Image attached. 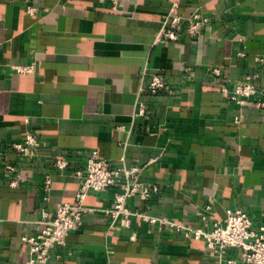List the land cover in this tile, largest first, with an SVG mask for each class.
<instances>
[{"label":"crops","instance_id":"crops-1","mask_svg":"<svg viewBox=\"0 0 264 264\" xmlns=\"http://www.w3.org/2000/svg\"><path fill=\"white\" fill-rule=\"evenodd\" d=\"M174 1L210 24L196 35L177 28L176 40L159 36ZM0 40V264L26 261L23 237L39 231L44 209L51 217L58 202L75 199L92 149L142 166L141 179L160 191L127 198L138 212L129 226L102 210L118 185L90 191L85 203L97 209L44 264H247L240 248L216 251L140 213L209 228L240 207L264 224V104L256 105L264 91L240 104L221 88L264 69L256 59L264 57V0H120L117 8L111 0H0ZM31 62L32 74L12 66ZM145 66L163 73L167 91L143 96L144 117L135 113ZM28 132L40 145L20 155L12 144ZM57 157L69 166L52 165Z\"/></svg>","mask_w":264,"mask_h":264},{"label":"built area","instance_id":"built-area-1","mask_svg":"<svg viewBox=\"0 0 264 264\" xmlns=\"http://www.w3.org/2000/svg\"><path fill=\"white\" fill-rule=\"evenodd\" d=\"M119 3L120 0H111L113 8H117ZM210 22L211 18L203 15L199 10H195L189 15L181 14L179 2L174 1L169 12L163 18L159 36L176 40L178 38L177 28H184L191 35H196ZM256 59L264 64V57H256ZM2 66L3 62L0 60V71ZM12 66L20 73L32 74L36 70L35 62L17 63ZM182 70L187 73L190 72L188 67H184ZM211 71L216 76L221 74V69L218 66H213ZM140 74L142 82L139 90V105L135 116L145 117L146 102L143 96L167 91V81L160 70L149 72L148 66H145ZM257 78H262L264 81V69L246 74L233 84L223 82L221 88L230 95L233 101L245 104L247 98L264 91V87L259 88L257 86L255 81ZM263 104L262 98L256 102L257 106ZM39 145V139L31 132H28L25 140L12 144L14 150L20 155L30 154L31 148ZM69 163L67 157H57L52 161V165L59 169H66ZM6 169L9 173H18L17 166L13 163H8ZM142 169L140 165H127L124 158L119 163L108 160L99 154L98 149L87 151L84 168L77 170L78 174L83 175V180L76 191L75 199L58 202L54 215L51 217L46 209L43 210V217L37 221L41 224L39 231L23 237L30 243V253L22 264L47 263L53 256L52 247L67 243L69 232L80 228L83 225L84 216L97 209L85 203V198L90 191L104 190L112 185H118L119 190L116 192L113 206L102 208V210L113 221L120 219L121 224L129 226L132 215L138 212L127 205V198L133 194H139L142 199L147 200L160 191V186L157 183L141 179L140 172ZM17 182V178H12L11 184L15 185ZM50 184L51 176L47 174L45 183L47 190H49ZM140 214L151 222L160 220L169 222L172 229L182 232L187 237L202 238L209 247L216 251L224 252L228 247L240 248L241 255L247 264H264V224L255 225L252 216L243 208H227L226 215L221 220L215 221L209 228L192 227L150 213ZM232 261L233 259L228 260V262Z\"/></svg>","mask_w":264,"mask_h":264}]
</instances>
